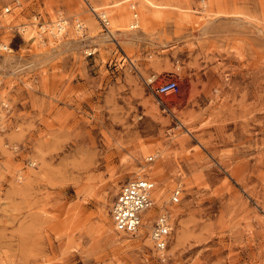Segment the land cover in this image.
Returning a JSON list of instances; mask_svg holds the SVG:
<instances>
[{"label": "rangeland", "instance_id": "rangeland-1", "mask_svg": "<svg viewBox=\"0 0 264 264\" xmlns=\"http://www.w3.org/2000/svg\"><path fill=\"white\" fill-rule=\"evenodd\" d=\"M4 5L0 264H264V0ZM167 79L179 93L157 96ZM135 179L171 210L162 257L114 229Z\"/></svg>", "mask_w": 264, "mask_h": 264}, {"label": "built area", "instance_id": "built-area-1", "mask_svg": "<svg viewBox=\"0 0 264 264\" xmlns=\"http://www.w3.org/2000/svg\"><path fill=\"white\" fill-rule=\"evenodd\" d=\"M16 4L18 3L16 2ZM11 10L10 5H4L0 8V29L3 28L5 15L9 14ZM39 18L33 17L34 22L32 23L37 28L39 35H49L56 38L64 34L67 25L65 19L58 18L52 24H45L40 23ZM100 19L105 26H108L109 21L105 15H102ZM135 27H137L136 24L133 28ZM75 28L80 31L83 26L81 23H77ZM23 29L24 27L18 28L17 32L22 33ZM0 50L7 51L8 46L0 44ZM179 90V84L176 80L167 79L156 86L155 93L157 96H169L178 94ZM2 108H6L4 103H0V109ZM153 190L154 183L147 179H135L122 184L111 206L110 216L116 232L132 237L141 235V229L149 225V237L154 250L162 257L167 250L169 238L173 231V217L167 206L163 207L158 214L152 215L155 206L152 198ZM181 192V186L178 185L171 193V204L179 202Z\"/></svg>", "mask_w": 264, "mask_h": 264}, {"label": "bare ground", "instance_id": "bare-ground-1", "mask_svg": "<svg viewBox=\"0 0 264 264\" xmlns=\"http://www.w3.org/2000/svg\"><path fill=\"white\" fill-rule=\"evenodd\" d=\"M151 4V3H150ZM103 14V13H102ZM34 34H32V32L30 31V30H27V33H25V38L27 39V40H31V39H33V36ZM33 36V37H32ZM2 127V126H1ZM151 168V167H150ZM149 168V170H151ZM143 169V168H142ZM146 170V169H145ZM144 171V170H143ZM145 172V171H144ZM150 172V171H149ZM148 173V172H147ZM160 196V195H159ZM159 196H156L157 198V200H159ZM152 198H153V191H152ZM154 199V198H153ZM154 202H155V200H154ZM155 205H156V202H155ZM160 210H162V209H160ZM152 212H153V210H152ZM146 230V232H148L149 233V231H150V227H149V225L148 226H145L144 227V229H141V231H140V233H141V235L144 233V231ZM148 230V231H147ZM119 234V233H118ZM148 240H150V237L148 236Z\"/></svg>", "mask_w": 264, "mask_h": 264}]
</instances>
